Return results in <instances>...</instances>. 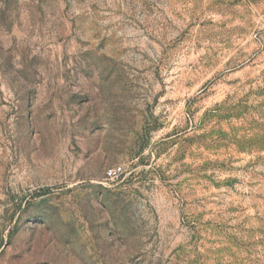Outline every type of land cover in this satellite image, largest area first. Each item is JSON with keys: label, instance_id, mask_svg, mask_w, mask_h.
Instances as JSON below:
<instances>
[{"label": "rangeland", "instance_id": "1", "mask_svg": "<svg viewBox=\"0 0 264 264\" xmlns=\"http://www.w3.org/2000/svg\"><path fill=\"white\" fill-rule=\"evenodd\" d=\"M0 264H264V0H0Z\"/></svg>", "mask_w": 264, "mask_h": 264}, {"label": "built area", "instance_id": "2", "mask_svg": "<svg viewBox=\"0 0 264 264\" xmlns=\"http://www.w3.org/2000/svg\"><path fill=\"white\" fill-rule=\"evenodd\" d=\"M116 173V170L115 169H110L109 171H108V175L109 176H112V175H114Z\"/></svg>", "mask_w": 264, "mask_h": 264}]
</instances>
